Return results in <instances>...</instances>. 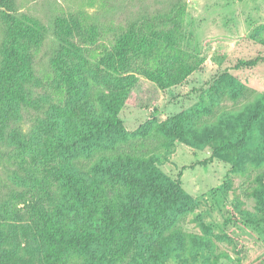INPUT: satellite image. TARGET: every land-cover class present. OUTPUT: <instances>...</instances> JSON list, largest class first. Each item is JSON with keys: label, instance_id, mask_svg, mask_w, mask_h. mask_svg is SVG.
<instances>
[{"label": "trees", "instance_id": "16d2710c", "mask_svg": "<svg viewBox=\"0 0 264 264\" xmlns=\"http://www.w3.org/2000/svg\"><path fill=\"white\" fill-rule=\"evenodd\" d=\"M5 11L7 38L0 67V171L14 190L30 184L27 176L8 170L4 154L11 149L28 152L46 174L54 178L71 201L62 213L49 217L41 213L31 230L40 243L41 264H61L71 250L101 258L110 252L124 255L132 246L141 264H163V258L181 264H196L209 257L202 250L207 238L184 234L176 228L195 206V201L180 183L162 174L151 156L143 153V142L155 134L164 140L178 141L194 149H209L212 158L230 164L231 172L244 174V150L258 132L264 139V92L238 114L225 113L216 126L193 127L187 113H181L134 133H127L119 119L138 80L126 75L127 57H148L159 42L171 46L173 38L165 26L158 25L144 36L136 22L131 23L113 48L99 60L98 70L68 67L76 53L70 31L57 16L40 26L18 13L15 0H0ZM47 45L46 66L65 86L70 99L65 107L53 104L38 92L41 78L35 71L30 50ZM240 62L235 65L239 67ZM247 67L255 61L244 63ZM192 69L179 58L167 59L157 70L147 71L146 79L165 90L190 75ZM231 100L243 93L240 83L228 74L216 82ZM235 134H224V128ZM30 128V133L27 131ZM30 135V136H29ZM135 139V140H134ZM262 161L264 143L258 145ZM86 167V169H85ZM103 181L121 184L124 198L119 207L98 206ZM264 173L255 178L254 197L264 198ZM38 183L40 193L50 189ZM0 199V264H33L23 243L28 230L23 224L9 223L11 214ZM80 215L89 229L78 234L65 230L66 216ZM169 234L164 237V233ZM120 247L115 249L117 240ZM187 255V256H185Z\"/></svg>", "mask_w": 264, "mask_h": 264}, {"label": "rangeland", "instance_id": "374dc122", "mask_svg": "<svg viewBox=\"0 0 264 264\" xmlns=\"http://www.w3.org/2000/svg\"><path fill=\"white\" fill-rule=\"evenodd\" d=\"M15 8L40 26H47L55 16L62 20L76 48L68 60L71 70L79 66L87 71L98 70L99 60L133 22L144 36H149L158 25L171 32V46L162 41L146 58L127 57L126 75L138 80L118 115L127 133L181 113H187L198 130L216 126L225 113L243 112L264 92V0H15ZM5 14L0 7V67L7 38ZM44 46L30 50L35 71L41 78L38 92L53 104L65 107L70 96L63 83L48 70L47 45ZM174 57L192 69L189 76L165 90L146 79L147 71L157 70ZM252 61H255L252 67L243 65ZM239 62L241 65L236 68ZM98 72L107 76L101 68ZM222 74L240 83L243 87L240 97L231 100L226 91L217 89L216 82ZM229 133L236 132L225 127L224 134ZM135 139L144 143L143 153L153 157L159 171L179 182L195 201L193 210L176 228L184 234L207 238L202 252L209 257L199 258L196 264H264V198L258 202L254 197L258 187L255 178L264 173V154L257 164L258 145L264 143L258 132L244 150V174L231 172L230 164L212 158L207 148L194 149L178 141H168L164 146V140L155 134L144 140ZM3 164L30 181L27 188L17 192L0 171V199L6 201L11 212L7 221L27 228L28 237L23 245L33 264H41L40 243L31 230L33 222L41 213L49 217L62 213L71 201L28 152L8 150ZM40 181L46 191L50 189L49 195L38 190ZM124 193L121 184L103 181L99 187V208L119 207ZM62 224L65 230L78 234L89 229V223L78 214L66 216ZM120 241L117 240L116 250ZM141 261L132 246L124 255L119 251L117 256L108 252L95 259L91 253L71 250L61 264H141ZM162 263L181 264L170 258H163Z\"/></svg>", "mask_w": 264, "mask_h": 264}]
</instances>
